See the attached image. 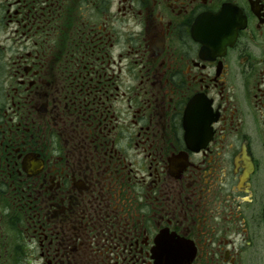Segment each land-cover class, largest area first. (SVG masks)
<instances>
[{"label":"flooded vegetation","instance_id":"flooded-vegetation-1","mask_svg":"<svg viewBox=\"0 0 264 264\" xmlns=\"http://www.w3.org/2000/svg\"><path fill=\"white\" fill-rule=\"evenodd\" d=\"M264 264V0H0V264Z\"/></svg>","mask_w":264,"mask_h":264},{"label":"water","instance_id":"water-1","mask_svg":"<svg viewBox=\"0 0 264 264\" xmlns=\"http://www.w3.org/2000/svg\"><path fill=\"white\" fill-rule=\"evenodd\" d=\"M158 264H162V261L164 260V253L160 251L157 255Z\"/></svg>","mask_w":264,"mask_h":264}]
</instances>
